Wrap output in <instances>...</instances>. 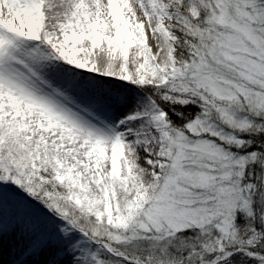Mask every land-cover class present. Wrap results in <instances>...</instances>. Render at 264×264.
Instances as JSON below:
<instances>
[{
  "label": "snow or ice",
  "instance_id": "1",
  "mask_svg": "<svg viewBox=\"0 0 264 264\" xmlns=\"http://www.w3.org/2000/svg\"><path fill=\"white\" fill-rule=\"evenodd\" d=\"M0 264H264V0H0Z\"/></svg>",
  "mask_w": 264,
  "mask_h": 264
},
{
  "label": "rangeland",
  "instance_id": "2",
  "mask_svg": "<svg viewBox=\"0 0 264 264\" xmlns=\"http://www.w3.org/2000/svg\"><path fill=\"white\" fill-rule=\"evenodd\" d=\"M149 42H150V43H153L152 40H151V38H150ZM154 51H155V48H154Z\"/></svg>",
  "mask_w": 264,
  "mask_h": 264
}]
</instances>
